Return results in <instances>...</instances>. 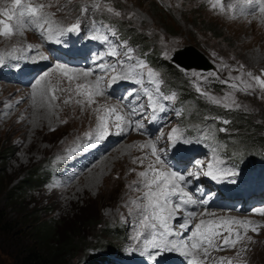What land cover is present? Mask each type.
Masks as SVG:
<instances>
[{
  "label": "rangeland",
  "instance_id": "rangeland-1",
  "mask_svg": "<svg viewBox=\"0 0 264 264\" xmlns=\"http://www.w3.org/2000/svg\"><path fill=\"white\" fill-rule=\"evenodd\" d=\"M222 2L224 12L219 11L217 0H32V3L50 5L46 7L47 10L66 24L76 21L78 15L86 16L82 22L77 20L79 29H84L83 47L84 42L96 40L102 46L103 37L111 35L110 28L103 33L105 21H109V26L117 25L125 37L136 43L139 51L150 55L152 60L155 58L153 56H158V60L173 64L171 58L179 49L194 46L200 50L213 66L209 71H201L205 69L199 67V57L193 51L188 56L175 58L179 64L185 63L183 57H188L187 66H178L182 72L179 79L160 64L155 65L151 61V66L143 69L149 70L156 66L163 73L169 87L179 90L189 111L184 121L195 127L197 136L215 139L227 132V135L236 134V137L225 139L231 151L239 158L242 151L259 153L252 145L256 137L264 139V89L247 76L248 72L254 75L264 72V13H245L244 7H248L246 0ZM213 3L217 4L215 10ZM11 4L12 0H0V9ZM97 4L99 8L95 7ZM83 7H87L88 11L81 12ZM109 8L113 11H108ZM21 34L22 41L16 40L17 34L9 38L0 37V52L25 48L35 39L30 33ZM93 36L97 39H92ZM107 43V57L104 56L95 68H90V62L73 68L79 71L90 70L87 84L94 85L99 79L98 75L100 77L99 88L103 95L94 94L92 99L87 97L86 101L90 104L87 110L73 98L75 81L68 83L66 77L59 75L60 71L53 61L49 62L48 71L38 75L33 82V79L24 76V67L16 68L12 73L7 71L9 67L5 70L0 67V210L8 223L4 228L0 226V264H19V257L35 241L32 231L41 223L53 225L63 239L76 236L75 239L82 244V249L69 258L68 264L90 263L87 256L95 254L96 248L109 244L127 252L135 251L141 241L137 232L148 230L140 228L143 213L132 201L147 203L141 199L146 189L143 187L144 178L139 173L147 171L150 163L156 168L160 165L148 157L151 147L141 146L148 145L149 141L156 145L159 132L163 137L170 135L172 129H179L180 132L183 120L177 116L174 103L166 102L154 93L152 85L147 89L146 98L142 94L141 103L133 105L135 100H130L131 86L137 84L136 81L142 82L148 78V73L135 67L137 57L132 60L120 59V52L117 55L110 54L114 46L120 48L116 39L113 38L114 46L110 41ZM101 64H106L103 69ZM109 66H115L116 71H111ZM79 71L77 78L81 84L87 77L79 75ZM15 73L21 74L18 81H15ZM124 73H129L130 78L112 80L113 76H123ZM38 80L40 84L36 83ZM63 80L66 86L62 84ZM31 82L30 86H24ZM248 83L253 84V87L247 88ZM63 90L66 93H62ZM188 92L195 93L198 99L188 101ZM202 92L209 95H202ZM149 94L156 105L155 111L148 99ZM39 96L42 103L51 100L53 108L47 111L50 113L47 119L53 115L55 120L47 127H40L39 134H36L32 129V121L27 124L20 122L24 112L30 109L28 104L31 99H34V104L36 98L40 99ZM209 97H215L220 103L213 102ZM11 100L15 108L8 109L7 101L10 103ZM201 102L212 108L201 110ZM73 104L77 107L71 111L76 114H64L62 117L61 110ZM110 107L116 108L117 112L108 115L105 110ZM142 112V116L138 117ZM213 112L222 114L215 115ZM226 112L240 113L243 122L238 120L232 124L235 118L229 119L232 124L229 131H221L225 128L217 127L216 123L227 120ZM101 115L108 118L109 134L97 139L96 129L100 123L98 117ZM116 115L124 117L119 121L120 129L115 126L118 122ZM74 116L79 117L77 123L68 121L67 118L72 119ZM141 120L145 121L146 127L155 121L159 131L148 130L147 135L140 136L137 131ZM118 130L125 132L117 134ZM86 133L91 134L88 143L83 141L88 137ZM37 136L42 137L37 143L38 149L32 148L29 153H25L27 144L31 143L30 139ZM115 137L117 142L112 143ZM185 145L187 148L188 143L185 142ZM85 146L88 151L83 153ZM191 148L194 163L205 159L206 154L199 153L202 149L206 153L208 148L203 141L194 142ZM211 149L216 153L217 160L222 161L218 143ZM59 160L62 162L59 163ZM64 165H68L67 169L59 173ZM53 167L56 168L55 172H52ZM127 167L133 172V179ZM34 175L41 178L40 183L24 191L17 190ZM244 175L257 188H260L259 181L264 183V179L257 174L249 172ZM16 190L21 196L11 200V196L17 195ZM191 194L196 196L199 192L195 190ZM171 204L174 206L176 203L171 201ZM260 207H264V204ZM253 208L254 204L246 211L224 207L220 211L209 209L202 214L205 220L210 216L215 219L229 214L237 216L239 221L250 222L246 227L235 224L238 230L241 229V237L245 242L233 257L242 260L244 264H264V216L248 215ZM224 210L227 211L224 213Z\"/></svg>",
  "mask_w": 264,
  "mask_h": 264
},
{
  "label": "snow or ice",
  "instance_id": "snow-or-ice-1",
  "mask_svg": "<svg viewBox=\"0 0 264 264\" xmlns=\"http://www.w3.org/2000/svg\"><path fill=\"white\" fill-rule=\"evenodd\" d=\"M211 2V0H210ZM217 3L220 4L219 11L224 12L225 7L222 0H217ZM248 6L253 8H258L259 12L264 13V0H246ZM46 7H50V5H45L43 3L33 4L32 0H12V5L10 9H0V13L3 14L4 17L7 19H0V36L9 37L14 35L17 29L22 30L26 25L27 26H35L36 29L40 31V34L43 36L45 35V26H47V38L52 39L53 35V27L52 21L49 17V14L44 11ZM96 8H99L100 5H95ZM213 9L215 10L217 7L216 3L212 4ZM234 10V9H233ZM88 8L83 7L81 8V12H87ZM108 11H113V9L109 8ZM119 15V13H116ZM15 19V28L13 24L9 23L8 21H12ZM79 22L72 24L67 29H57L59 32L69 31V32H76L79 30ZM92 39H97L96 36L91 37ZM108 37L104 36L103 40L107 41ZM59 42V41H57ZM31 48L32 46L29 45ZM131 50L129 49V52ZM111 55H117L116 50L113 48ZM56 69L60 71V73L66 77L69 81L77 79V70L73 68H69L63 64H57ZM103 69L105 66L103 64L100 65ZM138 67L145 68L146 65L143 62H140ZM111 71L115 72V66H109ZM69 73H73V75H69ZM79 75H83L87 77L90 75L89 71L80 70ZM149 77H157L158 74L155 73L153 70H148ZM247 76L251 78L252 81H255L262 89H264V72L260 75H254L252 72H248ZM119 78H130L129 73H124L123 76H113L112 80L115 81ZM43 79V77L41 78ZM140 83L141 81H136ZM40 84L38 80L36 82ZM159 83V81H157ZM227 83V81H225ZM100 80L97 79L95 84H77L76 90L77 95H85L88 98H91L94 94L95 95H103V92L99 88ZM233 87H237V85H232ZM247 88H252L253 84L248 83L246 85ZM84 90L81 92V90ZM199 91V88L197 89ZM202 95L208 96L209 94L206 92H202ZM55 95H53V99H55ZM176 96L173 93L170 96H165L164 99L166 100H175ZM215 103H220V101L216 100L215 97H209ZM148 99L151 102V107L153 111L156 110V105L153 102L152 95H148ZM68 101H65L67 103ZM80 103L81 101H77ZM94 102V101H90ZM227 106V105H225ZM108 115L116 113V108H110L105 110ZM135 111V109H132ZM100 123L96 129V136L97 139H102L106 135L109 134V126H108V118L106 115H101L98 117ZM116 128L120 129L121 124L119 121H122L124 117L122 115H116ZM225 124L229 123V121H223ZM138 128H142V125H138ZM221 131H226V129H221ZM179 129H172L171 134L169 135V139L172 140L178 134ZM91 139V134L86 133ZM150 146L152 150V155L155 156V164H163L164 161L162 158L157 155V149L155 143L149 141L148 145H142L141 147ZM142 163V160L140 161ZM203 166V165H201ZM214 165L212 163L207 164L208 171L205 173L208 176H212L213 179H216V176L213 173ZM139 175L144 178L143 187L146 191L143 194L142 200H146V204H138L136 201H132L133 204L137 206L143 213L142 218L140 220V228L141 229H150L151 230V238H148V234L145 231L137 232V237L144 236V245L147 247L151 245V247L155 250L153 253H149L150 258H153L156 252H159L162 248L167 247L170 250H179L180 247L188 249L183 254L189 256L191 258V264H200V261L197 260L194 251H202L205 256L209 255V248L211 247H220L214 245V237L223 236V232L219 229L225 228L228 231L229 235L224 236L223 238V245H227L229 247H235V244L239 241L243 233L240 231L235 232V237L230 239L229 237L233 236V229L230 227L232 224L241 225L246 227L250 222L247 221H239V220H224L221 218L222 223L217 224L215 221H205L200 220L199 223L195 224V231L192 232V240L191 245L187 243L183 244L182 246H178L174 243H171L167 240L169 235L173 234L172 229L170 228V221L175 219V213L178 211L181 206L185 203H194L191 201L189 197L187 200L181 199L179 203H176L174 206L171 204L172 197L175 196H187L186 193L183 192L181 188V182L186 180V176L184 174H180L176 171H164L156 168L154 164L150 163L148 165V170L140 172ZM188 175L196 176L197 173H188ZM202 203H207V201H202ZM256 213L260 215H264V208H257L254 210ZM197 214L195 212H189L188 217L194 218ZM191 220L186 219L184 223L180 224V227L183 229H187ZM207 225V227H203ZM259 227V226H257ZM253 231H256V228H253ZM159 237V239H157ZM251 239V238H249ZM207 245L204 247L203 245ZM228 264H231L229 261Z\"/></svg>",
  "mask_w": 264,
  "mask_h": 264
},
{
  "label": "trees",
  "instance_id": "trees-1",
  "mask_svg": "<svg viewBox=\"0 0 264 264\" xmlns=\"http://www.w3.org/2000/svg\"><path fill=\"white\" fill-rule=\"evenodd\" d=\"M207 31H211V29H207ZM212 32V31H211ZM148 48V47H147ZM155 57V58H154ZM154 60L153 63L155 65L160 64L162 68H165L169 71L171 75L176 76V78H181V70L176 64L168 63V62H162L158 60V56H153ZM185 85V84H184ZM192 99L193 101H196L198 99L197 95L192 92H188V98L187 100ZM198 103V102H197ZM200 109L206 110L211 109L212 107L210 105H207L206 103L201 102L200 103ZM213 114H222V112H213ZM227 117V119L235 118L233 119V123H237L238 120L243 122L241 119V114L237 113H231L226 112L224 113ZM231 115V116H229ZM236 129H239L236 128ZM229 137H236V134L232 133L229 135ZM253 148L256 149L259 153L264 152V139L262 137H256L255 142L252 145ZM249 154V153H246ZM41 182V178L34 175L31 178H28L23 182L22 187L17 188L19 191H24L28 187H33ZM16 190L17 195L11 196V200H17L18 196H21L18 194V191ZM23 194V193H22ZM3 228L8 225L7 222H5V216H3V211L0 210V226ZM124 228V227H123ZM6 229V228H5ZM56 228L51 224H39L37 225L34 230L32 231V234L34 236V243L32 246L27 247L25 252L19 257L20 262L19 264H68L69 258L75 253L82 249V244H80V241L76 236L70 237V238H62L55 230ZM102 246L95 249V254H89L88 261L90 263L87 264H106L109 262L108 255L112 252L117 253L120 251H123L124 249L116 248L114 246ZM86 257V258H87Z\"/></svg>",
  "mask_w": 264,
  "mask_h": 264
},
{
  "label": "bare ground",
  "instance_id": "bare-ground-1",
  "mask_svg": "<svg viewBox=\"0 0 264 264\" xmlns=\"http://www.w3.org/2000/svg\"><path fill=\"white\" fill-rule=\"evenodd\" d=\"M17 35H15L16 36V40H18V41H22V34L21 33H16ZM9 38V37H8ZM194 52V51H193ZM191 53V51L189 50V54ZM188 54V55H189ZM187 55V56H188ZM195 58H196V56H194ZM185 60H184V62L185 63H182V62H179V64L181 65V66H183V67H185V66H187L186 65V59H187V61H188V57H183ZM192 58V57H191ZM199 60H200V66L199 67H202V69H205L206 70V68H204V66L202 65L203 64V61H202V59L199 57ZM202 63V64H201ZM59 72V71H58ZM51 73V72H50ZM52 74V73H51ZM54 75V74H53ZM58 75V74H57ZM59 75H61L62 76V74L60 73ZM62 79V78H61ZM79 77L77 78V79H75L74 81H75V84L77 85V84H80V82H79ZM89 80V77L87 76V78L85 79V81L83 82V83H81V84H87V81ZM63 83V85L64 86H66V82H65V80H63L62 81ZM68 83H73V82H71V81H67ZM89 82V81H88ZM60 84V83H59ZM58 84V85H59ZM46 85V84H45ZM52 85V84H51ZM63 86V87H64ZM60 87V86H59ZM69 87V86H68ZM2 89V88H1ZM63 89V88H62ZM5 90V89H4ZM59 90H61L60 88H59ZM62 91V90H61ZM84 90L82 89L81 90V92H83ZM56 92V91H55ZM59 92V91H58ZM62 93H66L65 92V90H63V92ZM72 93H73V98L75 99V101H76V103L77 104H79V105H81V106H83V108H85L86 110L88 109V107L90 106V104H89V102L88 101H86V99H87V97L85 96V95H77V90H75L74 88L72 89ZM4 95V94H3ZM43 96H44V94H43ZM40 97V96H39ZM96 97V96H95ZM43 98V100H45V97H42ZM68 98H70V97H68ZM100 98V97H99ZM63 99V98H62ZM92 99V98H91ZM33 101H34V99H31V101L29 102V104H28V106H29V110H27L26 112H24L25 114L23 115V118H21V124H27V123H29V121H32V129L36 132V134H39V131H40V127H45L46 125H48V124H51V123H53L54 122V120H55V117L52 115L51 117H49L48 119H47V116L50 114V113H48L47 111H49V110H51L53 107H52V105H51V100H48V101H46V102H41V97H40V99H37L36 98V101L34 102V104H33ZM58 101V100H57ZM77 101H81L82 103H78ZM101 101V100H100ZM7 103H8V109L9 108H11V109H13V108H15L14 107V101H10V103L7 101ZM40 103H41V105H40ZM64 104V103H63ZM66 104H69L68 102L66 103ZM95 104V103H94ZM98 104H100V103H98ZM75 104H73V105H66L65 107H64V109L63 110H61V115H63L62 117H64V114L66 115H69V113H71V114H76V112L75 111H71V109H73V110H75ZM101 106V105H100ZM61 107V106H60ZM77 107V106H76ZM98 107V106H97ZM92 108V107H91ZM111 108V107H110ZM80 109V108H79ZM90 109V108H89ZM44 110V111H43ZM84 112H85V110H84ZM29 114L31 115L30 117V120H28V116H29ZM55 115V114H54ZM59 115V114H58ZM86 115V114H85ZM86 117V116H85ZM79 118V117H78ZM78 118H76L75 116L72 118V119H69V118H67L68 119V121H72V122H74V123H77L78 122ZM55 126H56V124H55ZM47 127V126H46ZM49 127V126H48ZM43 132V131H42ZM41 132V133H42ZM40 133V134H41ZM47 134V133H46ZM43 136V135H42ZM48 136V135H47ZM44 137V136H43ZM41 138L42 137H40V136H37V137H33V138H31L30 139V144H27L28 145V147H27V149H25V153H29V151L32 149V148H36V149H38L37 148V143H39V141L41 140ZM49 138V137H48ZM21 140V139H20ZM27 142V141H26ZM25 143V142H24ZM23 146V145H22ZM24 148V147H23ZM42 151H43V149H42ZM33 152V151H32ZM22 153V152H21ZM23 153H24V151H23ZM129 162V161H128ZM132 162H134V161H132ZM128 168V170H127V172H129V174L131 175V178L133 179V172H130L129 171V167H127ZM131 169V168H130ZM128 175V174H127ZM132 182V181H131ZM51 193L53 192V191H50ZM129 202V201H128ZM207 213V212H206ZM209 213V212H208ZM209 220V219H208ZM264 250V249H263Z\"/></svg>",
  "mask_w": 264,
  "mask_h": 264
},
{
  "label": "water",
  "instance_id": "water-1",
  "mask_svg": "<svg viewBox=\"0 0 264 264\" xmlns=\"http://www.w3.org/2000/svg\"><path fill=\"white\" fill-rule=\"evenodd\" d=\"M189 50L194 51L193 53L202 59L203 64L202 63L201 64L204 66V68H206V70H201V71H209L213 68L212 64L208 63L209 61L204 56V54L200 50L195 48L194 46H185L179 49L178 51H176L175 54L171 58L172 62H174V64L180 67V65L177 62H175V58L179 56H187L189 54Z\"/></svg>",
  "mask_w": 264,
  "mask_h": 264
}]
</instances>
